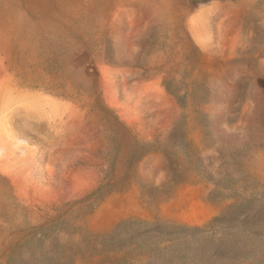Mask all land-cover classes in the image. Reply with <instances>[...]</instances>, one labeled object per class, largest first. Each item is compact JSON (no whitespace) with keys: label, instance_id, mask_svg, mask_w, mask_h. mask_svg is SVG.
<instances>
[{"label":"rangeland","instance_id":"1","mask_svg":"<svg viewBox=\"0 0 264 264\" xmlns=\"http://www.w3.org/2000/svg\"><path fill=\"white\" fill-rule=\"evenodd\" d=\"M0 264H264V0H0Z\"/></svg>","mask_w":264,"mask_h":264}]
</instances>
